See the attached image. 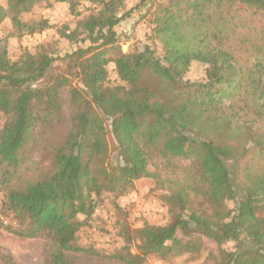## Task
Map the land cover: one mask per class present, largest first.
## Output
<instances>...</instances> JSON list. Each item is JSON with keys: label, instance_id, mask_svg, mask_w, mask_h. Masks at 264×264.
<instances>
[{"label": "trees", "instance_id": "trees-1", "mask_svg": "<svg viewBox=\"0 0 264 264\" xmlns=\"http://www.w3.org/2000/svg\"><path fill=\"white\" fill-rule=\"evenodd\" d=\"M54 1L73 13L84 0H6L0 23L10 19L8 36L41 32L46 19L23 15ZM86 1L85 17L57 29L76 44L62 57L39 48L11 60L8 36L0 37V226L7 212L18 225L9 232L46 239L44 264H73L67 253L101 256L76 240L94 210L91 186L97 202L151 178L172 220L127 235L137 253L126 244L106 257L142 264L149 251L201 253L207 237L217 248L207 264H264V0H155L146 8L150 42L127 52L116 27L145 0L134 8ZM56 60L64 70L51 71ZM193 62L205 65L200 81L184 79ZM146 72L162 91L142 82ZM40 132L52 136L49 169L27 179L24 152ZM179 230L190 237L179 239Z\"/></svg>", "mask_w": 264, "mask_h": 264}, {"label": "rangeland", "instance_id": "rangeland-1", "mask_svg": "<svg viewBox=\"0 0 264 264\" xmlns=\"http://www.w3.org/2000/svg\"><path fill=\"white\" fill-rule=\"evenodd\" d=\"M6 0H0V4L5 5ZM140 0H126V7L131 8ZM155 0H145L144 5L135 7L131 15L123 20L117 27L118 44L122 52L131 50L134 45L140 46L142 43L150 42L146 39L149 33L148 17L146 8L153 9ZM90 9L88 1L84 0L76 6L75 11L70 12L69 4L66 2L54 1L50 6L40 5L32 12L23 15L24 20L44 18L48 21L49 27L34 34H27L22 37L8 36L12 25L9 18H5L0 23V37H7V50L11 60H16L26 49L34 53L39 48L47 49V52L55 57H62L76 48V44H70L65 38L60 37L57 29L63 25L73 27L75 21L85 17ZM80 45V44H79ZM158 54L162 53L159 45L156 46ZM245 55H241V59ZM65 64L62 60L53 63L52 72L64 70ZM205 65L193 62L189 70L185 73L184 79L189 81H200L204 78ZM109 82H118L117 74L113 63L108 65ZM142 82L147 83L156 92L162 91L156 78L146 72ZM63 93H65L63 91ZM68 106V105H67ZM37 142H28L24 152V165L27 167L22 175L28 178H36L49 169L50 156L49 145L52 140L50 133H38ZM107 142L110 150L114 143L107 134ZM115 157V156H113ZM115 159V158H113ZM247 165V163H246ZM163 189H157L151 178H140L134 181V186L125 194L115 197L103 192L97 202V187L92 185L88 194L91 203L94 205L90 218L83 224L77 232V243L82 246H91L98 249L102 255H87L82 253H67L73 264H124L120 261L106 257L115 250H123L124 245L131 247L132 253H137L135 245L137 240L130 238L126 242L125 237H133L135 231L142 227L144 223L150 225H163L172 220V214L167 204L162 200ZM228 207H233V202H227ZM78 219H84L83 215H78ZM2 225L0 226V263L3 264V257L10 258L13 264H44L48 253V242L42 237L21 238L9 232L5 227L17 228L16 221L8 215L2 213ZM177 237L186 240L190 236L179 230ZM203 250L201 253H181L168 254L159 257L154 252H146L142 264H207L210 254L216 253V244L212 239L202 237ZM224 249H232L233 242H227L222 246ZM209 256V257H208ZM11 262L9 264H12Z\"/></svg>", "mask_w": 264, "mask_h": 264}]
</instances>
